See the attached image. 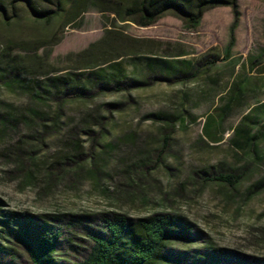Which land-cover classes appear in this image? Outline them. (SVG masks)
Masks as SVG:
<instances>
[{
  "label": "rangeland",
  "instance_id": "1",
  "mask_svg": "<svg viewBox=\"0 0 264 264\" xmlns=\"http://www.w3.org/2000/svg\"><path fill=\"white\" fill-rule=\"evenodd\" d=\"M0 6V52L41 64L13 88L0 77V264H31L6 234L12 218L68 226L55 258L73 264L90 240L69 223L108 213L182 217L194 232L171 247L182 264H264V1L237 0L228 57V6L195 31L173 16L121 22L109 0H66L64 18L48 22L33 12L54 4ZM35 108L43 121L28 126ZM209 116L222 117L212 139ZM246 118L263 133L254 154L232 143ZM229 175L233 184L219 180Z\"/></svg>",
  "mask_w": 264,
  "mask_h": 264
},
{
  "label": "trees",
  "instance_id": "2",
  "mask_svg": "<svg viewBox=\"0 0 264 264\" xmlns=\"http://www.w3.org/2000/svg\"><path fill=\"white\" fill-rule=\"evenodd\" d=\"M13 1L24 3L31 9L33 0ZM35 1L44 4H54L57 7L55 12L34 11L36 21L48 22L64 18L63 9L66 0ZM109 1L119 7V10L115 13L121 22H132L139 27H149L166 16H173L183 23L185 29L191 31H195L201 26L206 12L221 6L231 7L234 21L230 29V38L225 50V57L229 56L235 45L234 32L239 23L237 0ZM0 9H2L1 6ZM104 43L105 39L91 45L81 55L88 54L91 50ZM40 66L41 64L38 60L34 61L19 54H13L9 48L0 52V77L2 79L11 78V81H5V85L9 88L14 87L13 82L19 81L22 77L33 73L31 70ZM50 79L48 78L47 81H51ZM56 88L55 90H47V95L58 97V93L61 90L59 89L60 87ZM235 88H237V85L234 86L233 91ZM63 89H66V86ZM31 94L37 103L44 99L40 91H35ZM226 108L227 105L223 107V109ZM42 118L39 115L38 108H35L25 113L23 123L32 126L38 121H43ZM221 120V116H209L207 118L203 128L206 136L211 139L214 138L212 133L215 130L218 131ZM250 129V124L246 118L234 129L235 136L232 143L238 148L254 154L257 142L263 133L262 130H259L257 134L251 135ZM236 179L232 175L220 176L219 178V180L230 184H233ZM52 221L64 223L61 220ZM5 223L6 234L24 243L30 256L31 264H58L55 258L58 244L68 226H58L51 223L37 224L31 219L20 222L16 218H12ZM76 223H78V226H74V223L69 224L72 229L79 230L88 237L90 246L84 258L73 264H182L179 258H175L170 254L171 247L174 244L188 243L194 237L192 226L187 221L182 217L165 213L140 218H129L123 214L108 213L96 219L76 220ZM4 252L5 249L0 245V253ZM238 263L240 262H232V264Z\"/></svg>",
  "mask_w": 264,
  "mask_h": 264
}]
</instances>
